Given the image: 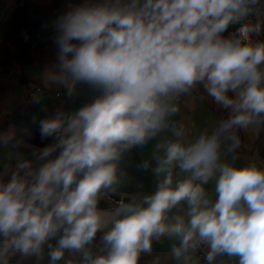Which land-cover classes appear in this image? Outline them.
I'll return each mask as SVG.
<instances>
[{
    "label": "clouds",
    "instance_id": "1",
    "mask_svg": "<svg viewBox=\"0 0 264 264\" xmlns=\"http://www.w3.org/2000/svg\"><path fill=\"white\" fill-rule=\"evenodd\" d=\"M54 29L45 84L68 99L80 85L100 94L33 117L53 142L31 158L9 152L14 166L0 167V264H138L161 238L174 241L177 264H201L200 253L205 264H264V163L231 155L237 130L264 129V0H82ZM197 85L228 116L190 139L169 117ZM169 129L155 166H137L152 168L155 190L102 211L120 191L126 155ZM22 143L15 131L0 134V148Z\"/></svg>",
    "mask_w": 264,
    "mask_h": 264
},
{
    "label": "crops",
    "instance_id": "2",
    "mask_svg": "<svg viewBox=\"0 0 264 264\" xmlns=\"http://www.w3.org/2000/svg\"><path fill=\"white\" fill-rule=\"evenodd\" d=\"M19 3L20 0H0V44L5 33L13 25ZM78 3L81 2H70L68 5ZM55 56L56 48L53 44L31 51L26 65L22 68L16 67L2 86L0 92V134L15 131L18 135L23 136L24 143L20 144L19 148H0V167H3L5 163L14 166V161L8 155L9 152L14 155L19 151L26 158H31L33 149L43 148L53 142L52 138L41 139L38 122L34 123L33 117H36L38 121L57 108L65 111H75L82 106V101L91 102L100 94L87 85H80L79 95L74 99H68L64 95L63 89L46 85L42 73L46 67L55 62ZM31 90L36 95L41 96V104H34L32 103L33 99H27L28 92ZM57 93L61 95L56 96ZM174 103L178 105L179 111L169 117V121L170 123L174 122L178 127L184 128L190 139L206 128L216 127L221 120L226 119L228 116L227 110L216 105L204 91L202 85H197L189 93L179 96ZM42 108H46L47 111H43ZM25 129L30 132V136L23 135ZM237 135L240 138V146L235 153L231 154L237 157L234 163L237 165H244L251 161L258 164L264 163V157L259 154L256 147L258 140L264 141V129L259 134L253 128L241 129L237 130ZM173 138V133L169 129L161 133L155 140L150 141L145 148L133 149L126 155L120 164L124 176L120 191L115 195L117 200L129 198L137 193L150 194L155 190L156 177L152 168L143 171L138 170L137 166L142 164L143 161L149 160L154 167L155 161L152 159V155L155 145L158 142ZM231 155H228L226 159L231 161ZM206 190L214 199V184L212 182L206 186ZM115 198L104 199L107 207L100 209L104 212L110 211L116 206L117 200ZM173 243L174 241L167 238H161L158 242L154 241L152 252L141 254L138 264H177L176 261L171 259ZM23 264H36V262L32 259L24 261ZM41 264H47V257Z\"/></svg>",
    "mask_w": 264,
    "mask_h": 264
},
{
    "label": "trees",
    "instance_id": "3",
    "mask_svg": "<svg viewBox=\"0 0 264 264\" xmlns=\"http://www.w3.org/2000/svg\"><path fill=\"white\" fill-rule=\"evenodd\" d=\"M70 2L82 1L20 0L13 25L0 44V92L10 73L16 67L26 65L31 51L48 44L54 45V22L66 11ZM256 147L264 157V141L258 140Z\"/></svg>",
    "mask_w": 264,
    "mask_h": 264
},
{
    "label": "built area",
    "instance_id": "4",
    "mask_svg": "<svg viewBox=\"0 0 264 264\" xmlns=\"http://www.w3.org/2000/svg\"><path fill=\"white\" fill-rule=\"evenodd\" d=\"M227 35V34H226ZM256 39H261V40H264V36H261V37H258ZM36 95L34 91H29L28 92V96H27V99L28 100H32L33 99V96ZM61 94L60 93H57L56 96H60ZM86 103H90V102H87V101H82L81 102V105H84ZM200 257H201V264H205L204 260H203V253H200L199 254ZM216 264H234V261H228L227 258H223V257H218L217 258V261H216Z\"/></svg>",
    "mask_w": 264,
    "mask_h": 264
},
{
    "label": "water",
    "instance_id": "5",
    "mask_svg": "<svg viewBox=\"0 0 264 264\" xmlns=\"http://www.w3.org/2000/svg\"><path fill=\"white\" fill-rule=\"evenodd\" d=\"M117 200V198H115ZM99 208H106L107 207V203L104 199H102L99 204H98Z\"/></svg>",
    "mask_w": 264,
    "mask_h": 264
}]
</instances>
